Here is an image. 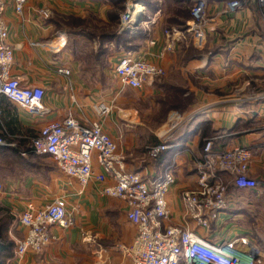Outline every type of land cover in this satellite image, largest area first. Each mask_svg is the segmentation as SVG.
I'll use <instances>...</instances> for the list:
<instances>
[{"label":"crops","instance_id":"0c3cea01","mask_svg":"<svg viewBox=\"0 0 264 264\" xmlns=\"http://www.w3.org/2000/svg\"><path fill=\"white\" fill-rule=\"evenodd\" d=\"M207 1L211 15H215L217 32L207 35L203 49L192 45L185 30L190 0H141V20L153 17L146 24L148 36L142 34V24L139 34L144 38L142 43L134 44L128 43L134 36L128 33L126 42L105 37L109 30H114L115 36L118 34L125 0H26L21 16L15 14L11 3L6 5L3 18L13 49L11 75L24 86L44 90L45 113L33 117L11 102L8 109L0 103V135L6 143L0 151V212L9 215L5 233L12 241L3 251L8 256L1 264H131L125 249L132 245L136 227L127 220L123 201L101 195V185L92 180L80 184L63 174L49 156L30 151L31 140L40 128L68 113L80 123L99 122L124 155L127 172L138 173L146 180L157 178L167 167L172 169L175 181L166 194L170 214L167 224L187 226L209 241L247 237L264 256V102H234V87L240 86L241 92L245 87L260 90L264 85L258 21L250 10L234 18L221 15L224 0ZM41 9L50 13L48 18L40 15ZM65 16L82 19L83 23L73 28L80 30L85 25L91 33L88 46L94 51L87 60L89 65L100 61L111 47L116 48V54L107 58L108 67L93 69L74 56L75 41L64 30ZM147 37L152 38V44ZM99 38L103 39L96 41ZM125 49L165 71L161 82L138 90L145 97H152L153 104H149L153 107L162 103L157 98H164V89L169 86H183L182 96L192 97L186 110L191 118L175 134L183 138L170 143L179 145L170 146L155 158L147 155V148L163 141V128H158L159 122L153 128L140 122L132 107L135 102L124 96L127 88H121L112 70ZM59 66L71 70L70 79L57 73ZM104 76L105 81L99 82ZM109 77L114 84H110ZM93 79L98 81L92 82ZM99 101L111 109L103 116L93 110ZM161 105L164 111L171 108L166 102ZM13 122L19 129L18 135L8 134L6 125L10 127ZM205 138H212L216 148L250 147L253 153L247 172L261 183L256 191L234 188L233 205L206 229L197 227L185 216L180 202L182 190L196 187L195 160ZM93 167L100 170L95 160ZM57 197L65 200L67 214L74 224L69 228L53 227L56 241L39 253H27L17 259L15 240L24 233L18 216L28 203L42 207Z\"/></svg>","mask_w":264,"mask_h":264},{"label":"built area","instance_id":"2783aa9c","mask_svg":"<svg viewBox=\"0 0 264 264\" xmlns=\"http://www.w3.org/2000/svg\"><path fill=\"white\" fill-rule=\"evenodd\" d=\"M141 0H125L119 15L118 33L136 35L143 24L153 16L141 20ZM190 18L186 32L192 45L203 49L207 35H216L214 16L207 0H190ZM26 0H0V96L17 105L28 115L40 117L45 113L41 87L24 86L19 78L11 75L13 49L8 42V27L3 12L11 3L16 15L21 16ZM250 10L258 21L259 52L264 56V0H224L219 10L221 15L231 18ZM43 18L50 13L39 10ZM149 44L152 38L147 37ZM122 89L140 90L161 78L165 71L143 58L125 50L112 68ZM57 73L70 79L71 70L59 66ZM237 101L264 102V85L260 90L245 87ZM98 116L111 109L104 102L93 107ZM2 109L0 107V118ZM190 115L175 111L170 113L161 131L163 141L147 148V155L155 158L170 146L166 140L184 123ZM6 145L0 135V146ZM264 148V146H263ZM31 151L37 155L49 156L59 170L85 185L90 180L99 183L101 195L123 201L128 221L136 227L132 245L125 249L131 264H264L260 249L247 237H232L209 241L187 226L167 224L170 218L166 194L175 181L170 167L154 179H143L138 173L125 170L124 155L117 150L115 141L103 130L97 121L80 123L71 113L60 120L46 122L39 134L31 140ZM252 149L235 146L229 149L216 148L212 138H205L199 157L195 160L196 187L184 189L180 202L186 217L199 228H208L212 221L234 203L236 191H256L261 183L248 175L247 169ZM93 160L99 171H95ZM2 187L0 185V191ZM23 235L15 240L14 254L17 259L27 253H39L46 245L57 240L53 227L69 228L74 219L67 214L63 197H57L42 207L28 203L18 216Z\"/></svg>","mask_w":264,"mask_h":264},{"label":"rangeland","instance_id":"374dc122","mask_svg":"<svg viewBox=\"0 0 264 264\" xmlns=\"http://www.w3.org/2000/svg\"><path fill=\"white\" fill-rule=\"evenodd\" d=\"M67 21H68L67 23H64V30L68 33V36L71 37V39L75 41V45L72 44V47L74 46V50H76V54L74 56H76L78 58V60L82 61L83 63L87 62V66H88L90 64V62L87 60L92 56L90 54L93 53V51H94L92 48H89V46H88L92 42V41H90L92 38L91 33L85 29V30H81L82 34L78 35V34H76V32H74L76 30L73 29V25H72L69 17H68ZM142 34L145 35L144 33H142ZM134 36H136V37H134ZM134 36H132L130 41L128 40L129 44H134L137 42L142 43V39L144 38L143 36H141L139 33L137 35H134ZM93 40H95V39H93ZM98 40H100V39H98ZM98 40H96V41H98ZM79 41H81V42H79ZM111 48H112V50L108 49L106 51V53L103 54L101 59H99L100 61L95 62V60H94L93 65H89V66H92L93 69L96 66H103V65L108 67L110 65L109 64L110 62L107 61V58L116 54V52H117L116 48H113V47H111ZM98 50L99 49L96 48V51H98ZM125 50H127V49H125ZM104 77H103V80L100 78L99 82H104L106 79V77L105 78ZM164 77H165V74L161 78L155 80L153 83L161 82ZM95 81L97 82L98 80L93 79L92 82H95ZM109 82H110V84H114V79L112 77H109ZM239 89H240V86L234 87V102L237 101L239 96H241L243 94V92H239ZM123 94L126 98L131 99V100H133V102H135L134 106H132V107L135 108L136 115H137L138 119L140 120V122H142V124H144L147 128L155 127L158 122H159V124H161L158 128H163L168 121L170 113H172L173 111L180 113V114H187L186 113L187 107H184L183 109H178L174 106H171L169 111H167V110L164 111V109L162 108V105H161L162 103L159 104V102L158 103L155 102L156 106L153 107L151 105V104H153L152 103L153 99H151L152 97H148L147 95L145 97L142 92H140L136 89L131 90L130 88H127L126 90H124ZM158 98H157V100H158ZM150 102H151V104H149ZM128 108H130V107H128Z\"/></svg>","mask_w":264,"mask_h":264},{"label":"trees","instance_id":"16d2710c","mask_svg":"<svg viewBox=\"0 0 264 264\" xmlns=\"http://www.w3.org/2000/svg\"><path fill=\"white\" fill-rule=\"evenodd\" d=\"M124 9V8H123ZM122 9V10H123ZM68 17L70 18V21L72 23L73 26H77L78 24H82L83 21L82 19L78 18V17H73V16H65L63 17V21L64 23H67L68 21ZM74 29V28H73ZM85 25L82 26V28L80 30H76L74 32H76V34H78L79 32H81V30H85ZM75 30V29H74ZM106 35L105 37H115L117 39H120V40H124V42H126V40L128 39L127 35L125 33H118L116 36L114 35V30H109V31H106ZM82 34V33H81ZM104 38V37H103ZM103 38H99L100 40L98 41H101V39ZM164 90H166V94L164 95V98H158V101H162V103H169L171 104V106H174L178 109H183L184 107H187L188 106V103L190 100H192V97H189V95L187 94L186 97H183L182 96V92H183V86L179 87V86H176V87H166ZM186 90V89H185ZM3 102L5 103L4 104V109H8L9 108V101L4 97V96H0V103ZM1 105V104H0ZM1 107V106H0ZM163 107V105H162ZM6 128L8 129V134L9 135H18L20 132H19V129L16 125V123H12V125L9 127L6 125ZM179 129V128H178ZM176 130L170 137L169 139L167 140L166 143H173V141H176V140H179V139H182L183 136H179V137H175V134L179 131V130ZM178 138V139H176ZM157 144H159V142H157ZM156 144V145H157ZM3 147L0 146V151ZM31 143H30V151H31ZM32 152V151H31ZM4 161V160H3ZM0 163H1V160H0ZM1 165V164H0ZM2 216L0 217V253H1V256H0V264L2 262V260L4 259V257L8 256L6 252H3L7 247H10L12 245V241L6 236V233H5V226L7 224V222L9 221V215L6 213H1Z\"/></svg>","mask_w":264,"mask_h":264}]
</instances>
